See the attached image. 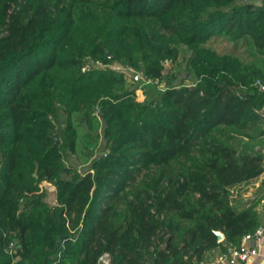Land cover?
Returning <instances> with one entry per match:
<instances>
[{
	"label": "trees",
	"instance_id": "1",
	"mask_svg": "<svg viewBox=\"0 0 264 264\" xmlns=\"http://www.w3.org/2000/svg\"><path fill=\"white\" fill-rule=\"evenodd\" d=\"M103 21L130 53L89 37ZM183 52L197 82L149 101L111 66L149 81ZM263 86L264 2L0 0V264H204L240 246L261 224L233 189L264 174ZM99 119L103 153L67 164Z\"/></svg>",
	"mask_w": 264,
	"mask_h": 264
},
{
	"label": "rangeland",
	"instance_id": "2",
	"mask_svg": "<svg viewBox=\"0 0 264 264\" xmlns=\"http://www.w3.org/2000/svg\"><path fill=\"white\" fill-rule=\"evenodd\" d=\"M115 26L113 22L103 21L100 23L97 29L91 33L89 36L92 39H97L99 41L102 37L109 38L110 43L113 46L111 56L115 57H123L127 53L131 52V45H116L112 42V39L109 34V30ZM109 36V37H108ZM218 45V44H216ZM225 45V44H224ZM223 45V46H224ZM222 45H218L217 48L221 49ZM188 53L183 52L177 61L166 60L163 63V69L160 73V76L153 77L151 80H147L144 73H140L136 70L126 69L122 67L119 61H116L111 64L115 69H119L120 71L125 72L126 78V87L129 90L133 91V95L131 100H152L155 97L159 96L161 92H163L166 88V80L170 77L176 76L174 81L175 84H186L193 85L197 82V79L194 73L191 71V68L187 65ZM107 122L105 120L99 119L98 122L93 127L85 126L81 130H79L78 134H82L79 138V142L81 143L77 147V151L71 152L69 155L68 163L69 165H75L80 170H85L89 168L96 157H99L103 153V148L105 145V141L103 140L104 129L106 127ZM101 136V138L98 139ZM247 140V139H243ZM261 140V141H259ZM97 143L95 156L90 157L88 149L84 148V146H88L89 148H93L92 143ZM247 142V141H245ZM254 143L257 144V148H264V139H257ZM83 144V145H82ZM90 148V149H91ZM49 195L48 199L50 201H55L56 197V188L53 185H48ZM245 190L244 186L238 185L233 189V196L236 202H242L240 198L241 192ZM241 200V201H240Z\"/></svg>",
	"mask_w": 264,
	"mask_h": 264
},
{
	"label": "crops",
	"instance_id": "3",
	"mask_svg": "<svg viewBox=\"0 0 264 264\" xmlns=\"http://www.w3.org/2000/svg\"><path fill=\"white\" fill-rule=\"evenodd\" d=\"M257 2L262 3L264 0H257ZM240 186H244L245 190L241 192L240 198L242 202L239 203V206L255 205V209L259 214L260 223H264V174L249 182L240 184ZM253 242L254 241H251L250 245L257 247L259 254L252 257L247 262H241L240 264H264V237L261 241H257L254 244ZM221 253L220 249L208 252L204 264H221L218 260V256Z\"/></svg>",
	"mask_w": 264,
	"mask_h": 264
},
{
	"label": "built area",
	"instance_id": "4",
	"mask_svg": "<svg viewBox=\"0 0 264 264\" xmlns=\"http://www.w3.org/2000/svg\"><path fill=\"white\" fill-rule=\"evenodd\" d=\"M252 0H245V2H250ZM264 89V86L262 87ZM264 237V223L260 224L256 230L252 233L246 234L240 246L235 247L229 251L222 252L218 256V260L221 264H240L241 262H247L252 257L259 254L257 247L251 246L250 242L261 241ZM15 243L12 242L8 250L10 253L13 252ZM101 264H110L109 254H104L100 259ZM14 264V263H13Z\"/></svg>",
	"mask_w": 264,
	"mask_h": 264
},
{
	"label": "water",
	"instance_id": "5",
	"mask_svg": "<svg viewBox=\"0 0 264 264\" xmlns=\"http://www.w3.org/2000/svg\"><path fill=\"white\" fill-rule=\"evenodd\" d=\"M111 57H113V56H111ZM260 113L264 116V108L260 111ZM217 235L219 236V240H222L224 238V235L221 232H217ZM254 243L255 242H253V244Z\"/></svg>",
	"mask_w": 264,
	"mask_h": 264
}]
</instances>
